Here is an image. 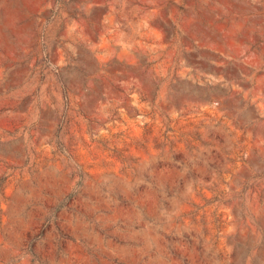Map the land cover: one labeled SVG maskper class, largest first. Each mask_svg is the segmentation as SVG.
Here are the masks:
<instances>
[{
	"label": "rangeland",
	"instance_id": "374dc122",
	"mask_svg": "<svg viewBox=\"0 0 264 264\" xmlns=\"http://www.w3.org/2000/svg\"><path fill=\"white\" fill-rule=\"evenodd\" d=\"M0 264H264V0H0Z\"/></svg>",
	"mask_w": 264,
	"mask_h": 264
}]
</instances>
